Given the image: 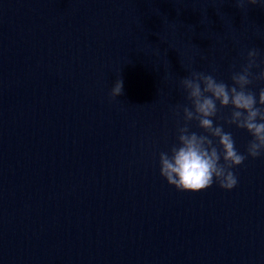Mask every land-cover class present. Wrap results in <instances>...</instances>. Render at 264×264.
Returning a JSON list of instances; mask_svg holds the SVG:
<instances>
[{
  "label": "clouds",
  "instance_id": "1",
  "mask_svg": "<svg viewBox=\"0 0 264 264\" xmlns=\"http://www.w3.org/2000/svg\"><path fill=\"white\" fill-rule=\"evenodd\" d=\"M234 3L244 11L249 5L264 7L262 0H234ZM259 56L258 49H249L246 62L231 72L230 84L212 73L194 70L180 78L186 103L178 104L175 114L179 117L183 113V123H178L177 142L168 151L159 153L160 175L169 185L179 191L196 192L216 182L222 189L231 190L238 184L233 169L249 157L264 156V87L258 92L251 87L257 81L264 84V68L258 73L253 71L260 67ZM122 93L123 81L117 79L110 95L117 98ZM222 109H230L227 116L221 114ZM217 120L224 123H216ZM192 122L202 132L192 131ZM225 124L243 129L252 137L246 154L236 148Z\"/></svg>",
  "mask_w": 264,
  "mask_h": 264
}]
</instances>
